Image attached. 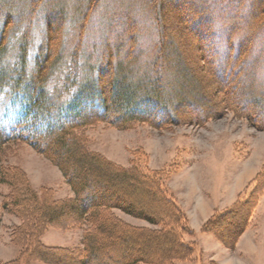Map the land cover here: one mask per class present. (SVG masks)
Wrapping results in <instances>:
<instances>
[{
  "label": "rangeland",
  "instance_id": "obj_1",
  "mask_svg": "<svg viewBox=\"0 0 264 264\" xmlns=\"http://www.w3.org/2000/svg\"><path fill=\"white\" fill-rule=\"evenodd\" d=\"M0 13L9 16L5 36L0 33V66L8 73L0 81L6 82L0 92L2 121L18 115L19 102H28L23 90L48 39L54 55L41 82L43 111L58 116L79 95L90 112L96 109L90 103L99 98L111 104L106 117L90 116L91 123L69 136L86 153L120 168L156 173L193 220L197 210L204 208L203 219L213 205L215 211L226 210L240 195L261 190L249 231L234 249L224 250L211 235L193 229L194 259L177 264H264V0H0ZM120 93V103H111ZM130 111L136 119L120 120ZM41 144L10 140L0 151L5 173L0 175V264L26 249L23 238L16 242L12 235L36 217L20 211L22 204L36 205L31 194L46 205L75 201L74 188ZM90 162L102 172L94 159ZM97 179L91 174L85 191L95 199L101 196L93 192ZM137 192L130 194L132 200L155 207ZM103 214L122 225L152 227L120 208ZM75 215L68 209L58 226L48 225L40 236L55 250L46 261L25 257V264H69L67 255L80 257L87 226ZM61 248L65 252L56 251ZM107 248L115 263L94 261L116 264L125 258L122 249Z\"/></svg>",
  "mask_w": 264,
  "mask_h": 264
},
{
  "label": "trees",
  "instance_id": "obj_2",
  "mask_svg": "<svg viewBox=\"0 0 264 264\" xmlns=\"http://www.w3.org/2000/svg\"><path fill=\"white\" fill-rule=\"evenodd\" d=\"M0 18H4V23L2 21L0 28V33H3L2 36L4 37L9 16L0 13ZM2 36L0 35V42L3 40ZM41 46L43 49L40 48L39 50L37 61L33 64V71L30 68V83L25 88L26 90H23L28 94V102L26 104L19 102V113L12 119L2 121L0 117V151L2 146L10 140H35V145L44 143L47 146L45 147L48 148L47 151L49 150L47 155L55 165L61 168L67 181L74 188L75 201L68 206L65 203H62L65 204L63 206L46 205L44 199L41 200L36 193L31 194L36 201L34 208L22 204L23 209H19L21 212L25 211L23 214L29 218H31L30 216L33 218V215L36 217L30 223H28L29 219L27 218L12 235V239L16 242H20L19 238H23L22 241L25 243L26 249L20 253L16 260L6 264H25L27 261L24 259L25 257H28L29 260L40 258L46 261L50 257L49 252L55 250L46 247L41 242L40 236L45 232L48 225L58 226L59 224L56 222L65 211L68 212V209L76 211L77 221H83L87 230L83 236V248L80 251V257L77 256L79 254L67 255L65 257L66 263L104 264L105 261H94L97 257L114 262L113 250H106L108 246L122 249L125 252V258L121 259V262L117 260L116 264H177L178 262L193 261L197 246L189 238L193 236L195 231L189 224L188 215L173 196L168 193L159 177H156L158 176L156 173L147 169L145 171L138 166L127 169L120 168L98 155L86 153L82 150L84 148H81L75 140L69 139L74 130L91 123V117L107 116L111 105L108 103V98L102 97L101 94L102 98H99L98 104L92 101L90 103L91 108L97 110L92 109L91 112L83 107L82 102L84 103L85 100L80 95L69 104V107L64 109L67 113L61 112L54 117L50 111H43L40 97L46 93V86H42L41 82L46 79L45 71L49 59L54 54L48 39L45 46L44 44ZM2 54L3 52L0 51V65L3 67ZM21 57L20 59L23 61L25 54L23 53ZM1 66L0 81L8 75ZM5 84L6 82L2 85L0 83V92ZM15 91L19 92L16 86ZM121 97H123L121 93L116 95L111 103L119 104ZM16 98L18 97L16 96ZM130 102L133 103V100L130 99ZM129 114L128 118L118 119L125 122L136 119L131 111ZM92 159H94L95 164L102 167L101 173L90 164ZM84 166L86 168L83 169ZM74 170L77 177H73L74 172L72 171ZM91 174H95L98 178L95 181L97 187L93 186L92 183V187L98 191L93 192L101 195L96 199L94 196L85 193L87 187L91 185L89 183ZM0 175H3L4 178L5 173L1 171ZM108 183L111 185L107 186ZM136 191L139 193L137 198L148 196L152 199V204L155 207L149 209L145 204H138L136 199L132 200L133 192ZM260 191L258 189L250 195H240L238 201L230 208L215 211L203 224L201 231L213 235L225 247L234 249L237 241L247 229L253 209L262 195ZM89 196L92 198L89 199ZM113 208L123 209L126 213L146 221L152 227L133 226L126 223L122 225L119 223V219L115 217L113 219L104 217L103 213L111 211ZM65 250L61 248L56 251L65 252ZM69 252L73 253L74 251H66V253ZM82 254L83 256H81Z\"/></svg>",
  "mask_w": 264,
  "mask_h": 264
},
{
  "label": "crops",
  "instance_id": "obj_3",
  "mask_svg": "<svg viewBox=\"0 0 264 264\" xmlns=\"http://www.w3.org/2000/svg\"><path fill=\"white\" fill-rule=\"evenodd\" d=\"M229 204H231V202ZM217 208H218V206H214L213 205V207L211 209L212 211L211 210L207 211V213H209V214H208V216H206V218H203V219H201V216H203L204 208H202L200 211H198V210L196 211L198 213L197 214L198 216H197V218L195 220H193L192 217L189 215L190 224L191 225L193 224V229L196 230V231L199 230L200 232H202L201 229H202L203 223L205 222V220H207L215 212V210H217ZM197 221H199V222H197ZM248 231L249 230H246L243 234L245 235L246 233H248ZM205 234H208V233H205ZM209 235H211V234H209ZM211 236L215 239V241L218 243V245L223 246L224 250H225V248H227L224 245H222V243H220L213 235H211ZM240 239H242V236L240 237Z\"/></svg>",
  "mask_w": 264,
  "mask_h": 264
}]
</instances>
